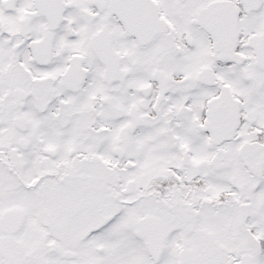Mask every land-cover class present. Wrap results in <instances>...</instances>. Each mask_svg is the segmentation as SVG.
<instances>
[{"label":"snow or ice","instance_id":"obj_1","mask_svg":"<svg viewBox=\"0 0 264 264\" xmlns=\"http://www.w3.org/2000/svg\"><path fill=\"white\" fill-rule=\"evenodd\" d=\"M0 264H264V0H0Z\"/></svg>","mask_w":264,"mask_h":264}]
</instances>
